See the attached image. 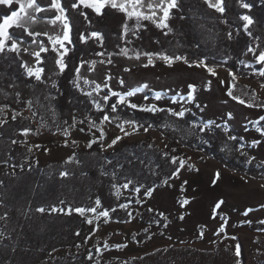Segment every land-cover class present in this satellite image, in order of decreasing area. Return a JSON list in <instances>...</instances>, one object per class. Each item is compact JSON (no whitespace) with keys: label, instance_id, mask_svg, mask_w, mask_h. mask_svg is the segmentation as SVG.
Here are the masks:
<instances>
[{"label":"rangeland","instance_id":"374dc122","mask_svg":"<svg viewBox=\"0 0 264 264\" xmlns=\"http://www.w3.org/2000/svg\"><path fill=\"white\" fill-rule=\"evenodd\" d=\"M35 15L37 20L28 21L26 27L39 35L34 36L36 43L23 39L20 56L29 66L43 67L36 64L33 53L39 51L41 42L48 49L52 45L40 36H55L61 32V27L59 23L55 26L48 23L51 18L42 17L40 13ZM158 15L162 13L158 12ZM65 46H68L67 42ZM124 53L83 62L79 66L75 85L91 93L90 97L100 104V109L107 108L104 96L110 97L112 92H116L130 104H136L137 108L164 110L169 117L172 116L164 124L171 130L170 133L178 132L190 138L199 135L203 131H198L202 126L221 142L219 151L226 160L243 155L245 161L241 163L255 168L259 175L252 176L230 168L205 150L182 144L179 158L184 165L181 167L179 164L177 174L169 181L151 189V195L140 189L123 190L124 194H133L137 199L129 204L130 209L137 210L129 220L105 218L99 215V211L85 213L95 225L89 246L98 249L99 259H108V264H236L237 260L240 264H257L264 261V229H253L251 226L264 221V131L259 126L260 118L264 117V107H261L264 105L262 77L239 76L224 66H211L205 62L185 63V59H173L169 64L160 54H152V64H148V53ZM251 54H246L248 65L255 64ZM54 55L46 58L49 65L48 74L43 73L44 83L15 82V88L2 83V88L10 93L19 91L22 101L31 99L34 104L31 111L23 102L16 104L14 95L7 100L0 96V103L16 110L21 107L24 116H31L32 111L37 113L31 118L37 126L32 129L27 141L38 163L46 165L49 161L63 160L95 139L101 140L106 150L120 146L126 139L151 137L163 147L174 143L173 138L157 127L145 131L138 130L137 124L132 123L136 122L134 119L114 121L122 117L121 112L108 115L109 120L103 121L102 128L81 131V121L92 124L102 114H92L91 110L84 109L62 112L56 108L51 83L56 80L59 70L54 66ZM205 65L212 68L216 75L210 73ZM189 85H193L194 90ZM137 88L140 90L135 91ZM229 90L239 99L234 100L227 95ZM129 91L134 95L128 96ZM239 100L245 103L241 104ZM95 109L100 110L96 106ZM178 112H184V115L186 112L194 113L197 120L187 123L183 121L184 116L173 114ZM11 115L9 110L7 118L10 119ZM41 124L44 126L41 127ZM125 132L131 135L125 136ZM117 136L123 139L108 148L107 145ZM184 200L188 203L183 204ZM220 201L223 203L216 207ZM149 209L150 212L147 211ZM142 214L152 215V220L143 219ZM237 245L241 249L239 257L235 255Z\"/></svg>","mask_w":264,"mask_h":264},{"label":"trees","instance_id":"16d2710c","mask_svg":"<svg viewBox=\"0 0 264 264\" xmlns=\"http://www.w3.org/2000/svg\"><path fill=\"white\" fill-rule=\"evenodd\" d=\"M42 7H47L46 0H38ZM250 3V9L239 7L237 0H225L226 11L223 15L214 9H209L204 0H177V7L171 9L168 29H159L149 20H141L137 26L135 19L127 20L130 31L123 35L122 25L125 23V14L116 9L106 7L102 15L97 16L91 9L82 8L89 16V22L84 21L76 10L70 9L71 0H61L62 6L68 7L66 15L70 18L72 25L71 40L68 44L69 52L65 56L67 68L63 73L57 75L55 93L56 108L62 112L75 110H91L92 114L102 115L94 120L92 124L79 123L84 131L93 128H102L103 115L111 116L115 112H121V116L114 121L121 122L122 119H134L138 130H145L150 127H157L164 131L167 136L174 139V143L166 147L159 145L153 138L147 137L143 140H123L120 146L106 150L101 140L96 141L91 148L87 145L75 153L80 163L66 164L63 160H53L40 164L36 160L33 149L27 152L26 148L19 145H12L11 164L22 163V158H27L31 165L24 171L16 168V174L5 175L11 169L0 165V180L4 181L0 186V214L7 213L8 220L0 221V264H95L101 262L108 264V259H99V252L96 248L89 246L91 235L95 231V225L87 223L86 216H80L73 212L71 215L63 213H39L38 207L48 208L50 205L58 207H93L95 199L99 198L101 205L97 211H108L112 220H129L137 210L130 209L129 204L137 201L133 194H124L123 184L131 180L128 188L134 191L139 188L147 192L159 185L169 181L179 168L181 145L205 150L207 154L220 160L230 168L259 175L255 168L243 165V155L233 156L232 159H225L219 151L221 142L217 137L211 136L209 130L202 126L200 134L186 138L185 135L171 130L164 124L172 117H169L164 110L145 111L141 108H131L130 103L124 100L119 103L120 96L110 95L106 103V109H95V103L90 96L84 95L79 87L75 86L78 73L75 69L83 62L108 59L113 53L128 54H153L167 55L169 57L180 56L189 62H205L211 66H224L239 76H264V62H259L257 56L264 50V0H244ZM18 3L13 2L10 7L0 4V21L3 14H10L12 9L18 10ZM250 15L254 23L250 26L253 36H259V40H253L243 30V21L239 20L240 15ZM54 12L40 13V16L52 18ZM226 20L227 23L222 21ZM16 36H21L20 29H11ZM91 31H98L102 34V40L97 42L94 38L87 43L79 40V34L86 37ZM232 33L229 39L228 33ZM167 33V34H165ZM46 43L48 37H41ZM23 39L30 41L34 37L23 35ZM259 45V47H258ZM254 48L252 52L255 64L248 65L246 54L248 47ZM51 49V48H50ZM103 53V55H98ZM54 53L49 50L42 53L43 63L41 64L48 74L49 65L47 59ZM222 56V57H221ZM23 62L20 54L7 53L6 57L0 55V88L2 83L9 85L15 82L36 83L34 78H28L24 69L19 65ZM8 65V66H7ZM3 71V72H2ZM1 78H3L1 82ZM26 101V100H25ZM116 104L117 110L113 112L111 105ZM24 106L26 104L24 103ZM17 109L23 111L21 107ZM185 119V120H184ZM183 121L192 124L196 119L194 113H185ZM0 129L4 133L0 142V155L8 147L10 138L23 140L27 137L13 135V130L18 127L36 128L32 119L23 120L22 125L18 118L11 121ZM36 125V126H35ZM259 126L264 131V120H260ZM240 143V140H239ZM151 144L152 147H148ZM101 145L104 148H101ZM29 146V145H28ZM133 161L128 163V161ZM176 160L177 163H172ZM111 161V163H106ZM140 161H143L141 163ZM123 165V167H120ZM68 171L69 177L62 178L61 171ZM102 172L108 175H102ZM83 173V175H82ZM113 173L115 176L113 177ZM115 185V187H113ZM60 200L66 203L61 205ZM126 205V208L120 207ZM115 209V211H112ZM150 212L149 210H147ZM145 211V212H147ZM130 214V215H129ZM152 215L142 214L145 220H152ZM253 229H264L262 225H251ZM80 233L79 236L76 233ZM76 245H80L79 248ZM88 255L92 256L89 260ZM257 264H264V261Z\"/></svg>","mask_w":264,"mask_h":264},{"label":"snow or ice","instance_id":"6c2138e0","mask_svg":"<svg viewBox=\"0 0 264 264\" xmlns=\"http://www.w3.org/2000/svg\"><path fill=\"white\" fill-rule=\"evenodd\" d=\"M18 2V8L19 10L12 9L10 14H3L2 16V21H0V55H4L6 57L7 53H16L17 56L20 54V44L23 42V35H27L28 37H34L35 35H39V33H33L29 28L26 27V24L28 21L35 22L37 20V17L35 13H44V12H54V15L51 19H49L47 22L52 24V25H57L59 23V26L61 27V32L55 36H48V40L51 42L52 48L48 49L43 45V42L40 43L39 45V51H36L33 53L36 64L41 65L43 63V59L41 58V53H47L49 50H51L53 53H55L53 60H54V66L58 68L60 73H63L65 69L67 68V64L65 63V56L67 55L69 49L65 46V43L71 44L72 40L70 37V33L72 31V25L70 23V18L68 15L65 13L69 10L68 7L62 6L61 0H46L47 2V7H42L41 4L38 2V0H17ZM239 3V7L244 8V9H250L252 5L250 3L244 2V0H237ZM204 3L207 5L209 9H214L216 12L220 13L223 15L226 11V4L225 0H204ZM0 4L2 5H8L12 6L13 5V0H0ZM86 9H91L97 16L102 15V10L105 9V7H110L111 9H116L121 13L125 14V23L122 25L123 29V35H127L128 31H130L127 20L130 19H135L137 26L140 25L141 20H149L155 26L159 29H168V31H171L168 25V20L170 18V11L173 8L177 7V0H71L70 3V9L76 10L79 16H82L84 21L89 22V16L86 12H84L81 8ZM144 9H147L145 11ZM158 10V11H157ZM159 13H162V15H158ZM239 20L243 21V30L244 32L253 40H259V36H253L252 31H250V26L253 25L254 20L250 15L244 14L240 15L238 17ZM224 23H227L226 20L222 21ZM20 29L22 35L21 36H16V33L13 31H10L11 29ZM167 34V33H165ZM44 35H47L45 33ZM229 39L232 38V33H228ZM95 39L97 42H100L102 40V34L98 31H91L89 36H85L83 33L79 34V40L82 43H87L89 39ZM33 43H36L35 39L32 40ZM58 46V47H57ZM259 47V45H258ZM24 51H27V49H24ZM248 52H253L255 53L254 48L251 46L248 47L247 49ZM126 55V53H124ZM98 55H103V53H98ZM149 56L148 59V64H152V59L151 55L152 54H147ZM137 58H139L137 56ZM163 60H165L167 63L171 64L173 59L175 60H181L184 59L180 56L176 57H169L167 55L162 57ZM257 60L259 62H264V50L260 51ZM109 63L111 61L109 60ZM185 63H188V61L185 59ZM21 68L24 69V73L28 78H34L36 82L44 83V78H43V73L45 71L44 67H33L29 66L28 64L21 62L19 65ZM147 66V65H146ZM191 66V65H189ZM197 66H200L197 64ZM207 70L212 73L213 75H216V73L213 71L212 68L207 67L205 65ZM75 71L78 73L79 68L75 69ZM230 75H232L230 71ZM260 75L264 76V71H261ZM111 77H109L110 79ZM233 79H235V76L233 75ZM121 84H123V80L120 81ZM223 83V81H222ZM76 87H79V85H75ZM9 88H15L16 85L14 83H11L8 85ZM52 88H56V83L53 81L51 83ZM99 87V85H97ZM107 87V85H105ZM144 87H147V85H144ZM190 89L194 90L193 85H189ZM140 89L137 88L135 91H139ZM14 95L15 96V103L20 104V103H25L27 106V109L29 111L32 110L34 107L33 101L31 99H28L26 101H22L21 99V93L19 91H15L14 93H10L6 91L3 88H0V96L3 97L4 100H7L10 96ZM86 96H91V93H84ZM128 96L134 95V92L129 91L127 93ZM227 95L232 97L234 100H238L239 98L233 95V92L231 90L228 91ZM112 96H119L118 93L112 92ZM48 99L49 97H45ZM157 99H159V94H157ZM189 98H191V93L189 94ZM54 99V97H52ZM109 97L107 95L104 96V100L107 101ZM241 104L245 103L243 100H239ZM95 103L96 108L100 109V104L93 101ZM119 103L123 104L124 103V97L120 96L119 97ZM131 108H137L138 106L136 104H130L129 105ZM251 106V105H249ZM261 107H264V105H261ZM11 110L12 115H11V121L15 122L20 120V123L22 125L23 120H29L31 118H34L37 113L32 111L31 116H24L22 111L16 110V109H11L10 105L6 103H0V129H3L5 125L9 124V120L7 118V112ZM111 110L115 112L117 110V105L112 104L111 105ZM145 111H155L154 108L150 109H144ZM174 115H177L179 117L184 116V112H178V113H173ZM231 114H229L230 116ZM41 119H43L41 117ZM261 120H264V117L260 118ZM73 120H75V117H73ZM109 120L108 115H103L102 121H107ZM83 123V121H81ZM135 123V122H132ZM211 123V122H209ZM44 125L41 124V127ZM71 126V125H70ZM207 127V126H206ZM123 131V129H121ZM32 129L30 127H18L17 129L13 130V135H19L22 137H28L29 134L32 133ZM39 129H37V132ZM83 131V129H81ZM147 131V129H145ZM65 134H67V130H65ZM4 133L0 131V142H2ZM125 136L131 135V133L125 132ZM101 136H103V133H101ZM123 137L117 136L115 139L112 140L110 144L107 145L108 148L113 147L116 145ZM230 139H236L235 137H230ZM75 143V142H74ZM96 143V141H91L87 147L91 148L92 145ZM12 145H19L21 147L26 148L27 152H32V147L28 146V141L27 139L23 140H18V139H12L10 138L8 141V147L7 150L0 155V165H4L7 168H10V172H5V175H12L14 176L16 174V168H19L20 171H24L26 167H28L29 170H31V165L28 163L27 158H22L23 162L22 163H17V164H11L10 161L13 159L11 153L13 149L11 148ZM148 147H152L151 144L148 145ZM101 148L103 149L104 146L101 145ZM77 163L79 164L80 161L79 159L73 154L72 156L68 157V159L65 161L66 164L69 163ZM133 161L129 160L128 163H132ZM143 163V161H140ZM106 163H111V161H106ZM172 163H177L176 160H173ZM179 164L181 167H183L184 162L179 161ZM120 167H123V165H120ZM178 171V170H177ZM102 175H108L106 172H102ZM177 172H173L172 175H176ZM70 173L68 171H61L60 176L62 178H67L69 177ZM83 175V173H82ZM115 176V173H113V177ZM217 176H219V173H217ZM132 183L131 180H128L127 183L123 184L124 188H128L129 184ZM4 181L0 180V186H3ZM115 187V185H113ZM136 191H139V188L135 189ZM148 195H151V190L147 191ZM61 205H64L66 202L64 200H60L59 202ZM188 201L184 200L183 204H187ZM223 203V201L218 202L216 207H219L220 204ZM95 206L93 207H73L72 205H67V207H58L55 205H50L48 208L45 207H38L35 209L36 212L39 213H63L65 215H71L73 212L78 213L80 216H85L86 212H92L96 213L97 208L101 205V201L99 198L95 199L94 201ZM0 206L2 205V202H0ZM120 207L126 208V205H120ZM264 207V206H262ZM112 211H115V209H112ZM151 211V209H149ZM251 211V209H249ZM100 216H103L107 218L109 216L108 211H101L99 212ZM130 215V214H129ZM247 215V213H245ZM183 219V217H181ZM8 220V215L7 213L0 214V221H5L7 222ZM88 224H92L93 221L91 219L87 220ZM261 223H264V221H261ZM220 231L223 232L224 229L223 227L220 228ZM3 233H0V236H2ZM77 236L80 235V233H76ZM233 239H235L233 237ZM106 246V245H105ZM77 248L80 247V245H76ZM98 250V249H97ZM235 255L239 257L241 255V249L240 246L237 245L235 249ZM89 260L92 259L91 255H88L87 257ZM236 264H240L239 260L236 261Z\"/></svg>","mask_w":264,"mask_h":264},{"label":"bare ground","instance_id":"6f19581e","mask_svg":"<svg viewBox=\"0 0 264 264\" xmlns=\"http://www.w3.org/2000/svg\"><path fill=\"white\" fill-rule=\"evenodd\" d=\"M222 57V56H221ZM8 66V65H7ZM3 72V71H2Z\"/></svg>","mask_w":264,"mask_h":264}]
</instances>
